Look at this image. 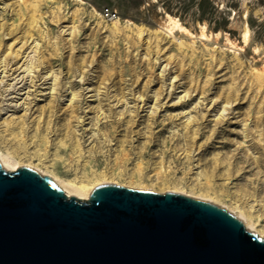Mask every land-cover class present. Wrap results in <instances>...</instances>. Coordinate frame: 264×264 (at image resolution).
<instances>
[{
  "label": "rangeland",
  "instance_id": "374dc122",
  "mask_svg": "<svg viewBox=\"0 0 264 264\" xmlns=\"http://www.w3.org/2000/svg\"><path fill=\"white\" fill-rule=\"evenodd\" d=\"M168 15L192 36L169 35ZM201 27L220 37L203 40ZM27 56L55 91L53 79L29 97L22 130L6 132L0 114L11 163L64 184L83 173L180 191L264 230V0H0V73Z\"/></svg>",
  "mask_w": 264,
  "mask_h": 264
},
{
  "label": "water",
  "instance_id": "95a60500",
  "mask_svg": "<svg viewBox=\"0 0 264 264\" xmlns=\"http://www.w3.org/2000/svg\"><path fill=\"white\" fill-rule=\"evenodd\" d=\"M0 264H264V238L183 197L110 186L84 204L0 170Z\"/></svg>",
  "mask_w": 264,
  "mask_h": 264
},
{
  "label": "bare ground",
  "instance_id": "6f19581e",
  "mask_svg": "<svg viewBox=\"0 0 264 264\" xmlns=\"http://www.w3.org/2000/svg\"><path fill=\"white\" fill-rule=\"evenodd\" d=\"M167 26H168L169 35H173L175 32H180L182 34H185L186 36H192L190 31L184 28L181 25L179 20L174 19L170 17L169 15L167 16ZM201 28H202L201 38L203 40H210L212 38L218 39L220 37V34L208 36L206 35V28L205 27H201ZM62 34L64 37H68V38L71 35H73L72 32L66 29L62 30ZM141 35L144 36V33H141ZM249 39H250V32H249L248 27L246 26L245 31L243 33V44L245 46L249 44ZM258 52L259 51L256 50V53ZM28 59H29V56L26 57L23 65L20 66L16 70H12L11 68L8 69V68H5L6 66H3L4 70H2L0 73V75H2L1 76L2 82L0 83V87L3 84V88H4V89H0V102H2V106L0 107V114L5 113V115L7 116V120L12 118L11 121L3 124L4 127L6 128L5 130L6 132H11L14 128L21 129V130L24 129L23 128L25 124L24 121L17 122V119H15V116L20 111L25 112V115L30 112L29 107L25 108V106L27 105L26 102L30 100L29 97L32 96L33 93L37 92V90L40 89V87L48 85V83L54 79V85H52V88L50 90H52V93L55 91L56 80L54 78V75L52 74L50 76L46 75L45 78H41V79H40L39 73L37 74L36 77L32 76L34 72L32 70V67L28 63L29 62ZM20 61H22V58ZM11 72H13V74L9 75V73ZM14 75L16 76L13 78ZM11 78H12V81L14 82L13 85H8L4 82V80H11ZM5 87H9V88L6 89ZM29 88H33L35 90L32 92L30 91L26 92V90H28ZM88 92L95 93L94 90H89ZM66 93L69 94V91H67ZM69 95L73 96V100L77 97V95L75 94L73 95V93H70ZM40 96H45V95H40ZM90 98L97 99V94L92 95ZM30 105L31 103L29 104V106ZM79 112H80V109H77L76 114H79ZM80 124L83 125L84 122H81ZM0 170L5 173H17L21 170L32 171L36 173L38 176L52 181L58 188L62 190L67 200H75L77 202H81L84 204H87L91 201V196L95 190L102 188V187H110V186L115 187L116 186L115 184L111 182H105V183H102L101 185L100 184L92 185L90 184V182L86 180V176H84L83 173L76 174L74 180H72L68 184H64L62 182L57 181L53 177H49L48 175L41 172V170H38L34 167L15 165L11 163L9 160H7L5 156H3L2 154H0ZM122 188L128 189V187H122ZM131 189L132 188H129V190ZM132 190L142 191V189H137V188L132 189ZM142 192L153 193L151 190H143ZM165 194L179 196V197L186 198L188 200H193L196 202L209 204L217 208H220L222 210L228 211L229 213L237 216V218H239L243 223L244 221L246 222L245 228L247 232H251V233L253 232L257 234L259 238H264V230L263 231L258 230V224H254L248 221L242 212L239 213L236 211H230V209L223 207L222 205L218 204L217 202L213 200L205 199V198H193L191 196L185 195L184 193L180 191H169V192H166Z\"/></svg>",
  "mask_w": 264,
  "mask_h": 264
},
{
  "label": "built area",
  "instance_id": "2783aa9c",
  "mask_svg": "<svg viewBox=\"0 0 264 264\" xmlns=\"http://www.w3.org/2000/svg\"><path fill=\"white\" fill-rule=\"evenodd\" d=\"M86 2H90L91 0H85ZM101 17L105 20V21H112V19L114 18L113 14L110 11H104L101 14Z\"/></svg>",
  "mask_w": 264,
  "mask_h": 264
}]
</instances>
